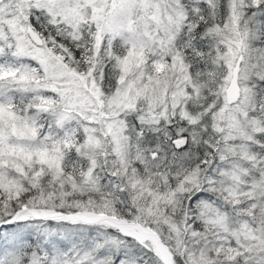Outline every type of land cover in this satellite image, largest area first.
I'll list each match as a JSON object with an SVG mask.
<instances>
[{
  "label": "snow or ice",
  "instance_id": "1",
  "mask_svg": "<svg viewBox=\"0 0 264 264\" xmlns=\"http://www.w3.org/2000/svg\"><path fill=\"white\" fill-rule=\"evenodd\" d=\"M0 264H264V0H0Z\"/></svg>",
  "mask_w": 264,
  "mask_h": 264
}]
</instances>
